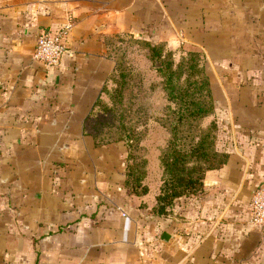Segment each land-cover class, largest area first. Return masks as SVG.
<instances>
[{"label": "crops", "instance_id": "crops-1", "mask_svg": "<svg viewBox=\"0 0 264 264\" xmlns=\"http://www.w3.org/2000/svg\"><path fill=\"white\" fill-rule=\"evenodd\" d=\"M64 25L67 52L47 69L37 36ZM122 33L203 52L228 155L156 219L121 188L124 145L95 146L85 129L113 72L107 38ZM263 38L264 0H0V264H264V230L249 224L264 181Z\"/></svg>", "mask_w": 264, "mask_h": 264}, {"label": "trees", "instance_id": "trees-1", "mask_svg": "<svg viewBox=\"0 0 264 264\" xmlns=\"http://www.w3.org/2000/svg\"><path fill=\"white\" fill-rule=\"evenodd\" d=\"M110 38H107V50ZM140 43L147 48L148 58L154 62L161 79V92L167 102L164 111L170 138L159 157L162 175L157 197L158 214L164 216L177 200L200 194L206 174L220 170L226 164L228 155L217 148L216 122L211 121L206 127L200 125L202 120L214 114L204 55L198 50H188L175 62L173 53L164 51L165 44ZM124 70L117 66L114 77L124 82L127 77ZM122 91L123 87L119 90L118 103L121 102ZM101 104L98 99L86 121L85 129L93 137L95 146L113 142L101 140L96 133L88 130V120ZM141 177L136 167L127 166L122 185L133 192L141 188L144 194L146 189L140 185Z\"/></svg>", "mask_w": 264, "mask_h": 264}, {"label": "rangeland", "instance_id": "rangeland-1", "mask_svg": "<svg viewBox=\"0 0 264 264\" xmlns=\"http://www.w3.org/2000/svg\"><path fill=\"white\" fill-rule=\"evenodd\" d=\"M140 42L164 44L126 33L111 36L107 56L113 62L112 70L121 66L127 72L125 73L127 77L123 82L119 77H114L115 71L112 72L113 75L108 78L99 98L102 104L88 120V130L96 133L101 140L113 141L107 145L114 143L124 145L125 172L127 166L136 167L140 175L142 174L140 185L146 192L142 194L141 188L133 192L123 185L121 188L133 199L135 215L141 219L143 217L156 219L163 216L158 214L157 204L162 175L159 157L167 145L170 134L167 122L165 123L164 110L167 102L161 92V79L155 70L154 62L148 58L147 48ZM188 50H198L203 54L201 50L183 44L171 51L174 61L177 62L182 53ZM164 51L170 50L165 48ZM121 87L122 98L118 103ZM211 121H215L218 126L215 112L202 120L200 125L206 127ZM218 135L219 127L217 146ZM131 184L132 182L129 186ZM171 210L168 209L166 215L170 214Z\"/></svg>", "mask_w": 264, "mask_h": 264}, {"label": "built area", "instance_id": "built-area-1", "mask_svg": "<svg viewBox=\"0 0 264 264\" xmlns=\"http://www.w3.org/2000/svg\"><path fill=\"white\" fill-rule=\"evenodd\" d=\"M69 32V25L61 26L56 30L41 31L36 39L33 60L47 69L58 67L67 52L66 42ZM249 224L264 230V181L259 183L251 195Z\"/></svg>", "mask_w": 264, "mask_h": 264}, {"label": "water", "instance_id": "water-1", "mask_svg": "<svg viewBox=\"0 0 264 264\" xmlns=\"http://www.w3.org/2000/svg\"><path fill=\"white\" fill-rule=\"evenodd\" d=\"M167 234L165 233L164 235H163V237L165 238V236H166ZM165 240V239H164Z\"/></svg>", "mask_w": 264, "mask_h": 264}]
</instances>
